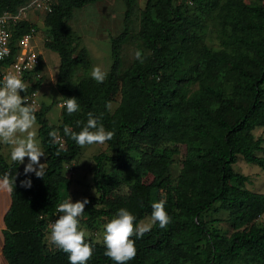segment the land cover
I'll use <instances>...</instances> for the list:
<instances>
[{"label": "trees", "instance_id": "obj_1", "mask_svg": "<svg viewBox=\"0 0 264 264\" xmlns=\"http://www.w3.org/2000/svg\"><path fill=\"white\" fill-rule=\"evenodd\" d=\"M28 1L0 0V15ZM95 1L54 0L44 16L45 48L60 61V99L39 104L35 113L46 154L43 178L25 176L18 163H7L0 153V178L17 174L2 220V262L69 264L68 254L53 243L48 249L44 239L57 206L66 199L61 200L68 183L64 167L81 152L64 127L80 132L91 112L115 132L105 142L115 156L108 159L110 174L102 171L103 157H95L97 195L86 197L85 225L113 219L120 208L139 223L151 219L152 204L161 200L171 217L166 228L156 222L143 238L133 237L138 251L127 264H264V225L255 224L264 213V195L247 190V177L232 167L240 155L264 171V0H146L134 35L145 50L143 63L135 59L125 69L119 53L130 37L135 0H122L123 31L110 39L112 64L103 83L89 74V54L78 48L66 23L73 11ZM32 27L22 22L13 38ZM210 33L218 47L207 44ZM71 97L80 111L68 115L60 106L59 126H49L44 116L50 107ZM53 130L60 144L50 142ZM175 155L180 169L174 179ZM25 179H31V188L20 186ZM212 212L224 213L234 232L227 236L208 227L203 217ZM86 240L94 245L87 264H115L104 255V243Z\"/></svg>", "mask_w": 264, "mask_h": 264}, {"label": "rangeland", "instance_id": "obj_2", "mask_svg": "<svg viewBox=\"0 0 264 264\" xmlns=\"http://www.w3.org/2000/svg\"><path fill=\"white\" fill-rule=\"evenodd\" d=\"M146 0H135V8L130 14V37L121 46L120 59L121 68L125 69L129 67L136 59L135 54L137 51L145 53L143 45L140 41L134 38L139 28V16L141 9L144 6ZM250 1V0H248ZM258 1V0H251ZM176 2L183 3V0H176ZM125 6L122 0H96L93 4H90L82 9L73 11L72 17L69 18L66 23L71 30L78 48H86L89 59L91 75L94 67H100V69L108 73L112 64L111 59V45L110 39L116 37L123 31V18L125 13ZM29 15L37 21V13L34 10L29 12ZM37 25V34L35 35V48L40 53L41 67H40V89L38 91V102L40 105L50 106L53 102L60 99L59 91L56 86V78L59 67L58 55L45 48V41L48 39L49 34L44 24H41V20ZM214 34L210 33L207 38V44L209 46L218 47L217 40L214 39ZM81 74V71L77 75ZM92 76V75H91ZM264 88V86H263ZM61 104H56L50 107L49 111L45 114L44 120L49 126H59L61 120L60 114ZM33 131H36V140L41 147L40 139L38 138V125L36 124ZM23 137L26 134H18ZM42 148V147H41ZM0 150L2 156L7 163H11L10 153L12 150L11 145L0 143ZM43 150V149H42ZM132 155V153L130 154ZM103 157L102 171L103 173H111L112 163L108 159L115 156V153L109 149L106 144H92L81 147L79 156L64 167V175L68 179V183L61 189L62 195L68 199L71 197L73 202L77 200H83L86 197L96 196V188L93 183V168L96 165L95 157ZM44 157L40 162L44 163ZM173 163L170 167L172 178L179 173L180 156H172ZM27 158H25V164ZM23 169L25 165H20ZM233 170L237 173L247 177L245 188L251 192L264 195V171H262L257 165L245 162L240 155L236 156L235 163L232 165ZM124 175H127L124 173ZM127 177V176H125ZM103 184V183H102ZM121 191H125V187H121ZM85 218L81 217V227L86 231V237L92 238L95 242L103 244L105 225L111 220V218L104 217L96 220L92 228H88L83 222ZM203 221L206 222L208 227H215L222 234L229 236L234 232L232 226L226 221V215L222 212H212L203 217ZM142 222L146 224H153L150 218H145ZM257 226L264 225V213L255 222ZM50 232L45 236V244L48 249L52 247L50 241Z\"/></svg>", "mask_w": 264, "mask_h": 264}, {"label": "clouds", "instance_id": "obj_3", "mask_svg": "<svg viewBox=\"0 0 264 264\" xmlns=\"http://www.w3.org/2000/svg\"><path fill=\"white\" fill-rule=\"evenodd\" d=\"M137 60L143 63L141 51L135 54ZM92 78L98 83H103L106 73L100 67H94ZM27 90V86L21 78L8 73L0 84V143L12 146L10 158L13 162L24 166V174L34 173L37 178L45 175V163H41L45 152L39 146L36 131L32 129L37 124L36 108L27 102L21 93ZM110 103L108 107H110ZM66 108L68 115L80 111L77 98H66L61 105ZM86 124L80 132L72 131L68 126L64 127V134L70 136L81 147L92 144H104L114 138L115 132L105 129L100 123V117L89 112ZM81 121H77L80 125ZM18 134H26L19 136ZM52 144H60L61 137L53 130L48 133ZM25 158L27 163L25 164ZM17 174L9 177L5 174L0 178V188L12 192L16 190ZM20 186L31 188V179L20 181ZM89 203L87 198L73 202L71 197L65 199L57 206L58 218L49 225L50 241L60 250L68 254L69 264H87L92 258L94 245L86 240V231L81 227V217L85 212V206ZM134 216L128 209L120 208L116 216L105 225L104 245L105 256L115 264H127L137 255L136 240L141 239L150 232L152 224L144 222L136 223ZM152 223L159 222L161 228H166L171 222V217L165 210V201L154 202L151 212Z\"/></svg>", "mask_w": 264, "mask_h": 264}, {"label": "built area", "instance_id": "obj_4", "mask_svg": "<svg viewBox=\"0 0 264 264\" xmlns=\"http://www.w3.org/2000/svg\"><path fill=\"white\" fill-rule=\"evenodd\" d=\"M54 0H29L20 6L16 12H4L0 15V84L3 83L4 76L8 73L15 74L27 86V90L21 93L26 97L27 102L36 109L39 107L37 99L40 87H35L40 80V71L36 69L41 65L40 53L35 48V35L37 34V25L41 20L43 24L44 16L51 12V6ZM34 10L37 15V21L29 15ZM22 22L32 26L29 32L22 34L19 38H13V34ZM59 213L55 212L49 225L54 222Z\"/></svg>", "mask_w": 264, "mask_h": 264}, {"label": "crops", "instance_id": "obj_5", "mask_svg": "<svg viewBox=\"0 0 264 264\" xmlns=\"http://www.w3.org/2000/svg\"><path fill=\"white\" fill-rule=\"evenodd\" d=\"M0 153L2 154L1 150ZM10 204V195L9 192L0 188V244H1V231L3 229V216L6 213ZM0 264H4L1 260L0 255Z\"/></svg>", "mask_w": 264, "mask_h": 264}]
</instances>
